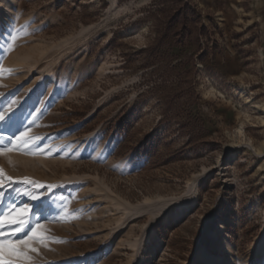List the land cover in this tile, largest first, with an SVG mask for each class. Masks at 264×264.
I'll return each instance as SVG.
<instances>
[{"label":"rangeland","instance_id":"374dc122","mask_svg":"<svg viewBox=\"0 0 264 264\" xmlns=\"http://www.w3.org/2000/svg\"><path fill=\"white\" fill-rule=\"evenodd\" d=\"M0 38V168L58 186L0 189L51 218L36 264H264V0H0Z\"/></svg>","mask_w":264,"mask_h":264},{"label":"snow or ice","instance_id":"6c2138e0","mask_svg":"<svg viewBox=\"0 0 264 264\" xmlns=\"http://www.w3.org/2000/svg\"><path fill=\"white\" fill-rule=\"evenodd\" d=\"M14 115L15 109L11 103L0 107V125L10 124ZM3 139L0 137V155L13 150L27 153V146L32 137L27 132H21L19 135L14 134L7 137V145L2 142ZM5 181L32 185L36 189L58 187L38 183L27 176L17 179L7 175L3 168H0V189L5 187ZM24 195L33 201L44 198L40 192H26ZM3 196L4 193L0 192V197ZM49 219L51 218L44 215L37 216V212L28 204L17 205L12 203L7 205L6 211L0 213V264H36L35 257L40 256L41 247L47 248L49 242H61L58 238L47 234L48 230L44 228L42 221ZM7 229H12V231L7 232Z\"/></svg>","mask_w":264,"mask_h":264},{"label":"trees","instance_id":"16d2710c","mask_svg":"<svg viewBox=\"0 0 264 264\" xmlns=\"http://www.w3.org/2000/svg\"><path fill=\"white\" fill-rule=\"evenodd\" d=\"M177 17V15L175 16ZM178 25V22L176 23ZM173 25V23H172ZM176 26V25H173V27ZM177 31H178V28H177ZM188 29H186L185 31V35H188ZM189 35H192L191 32H189ZM188 52V50H187ZM186 55L185 52L181 53V54H170V60H175V59H181V63L180 65H185V63L183 62V59L184 57L186 58ZM189 60V58H187V61ZM189 64V63H188ZM187 66V65H186ZM177 66L175 67H172V70H170L171 72L173 70H176ZM171 111L173 112V117L176 121V123L179 125V126H182V130H185L187 128H189V132L190 134L193 136L195 135V130H199L197 127H198V123H197V120L196 118H194L193 116V113L190 109V106H187V105H174V107L172 106L171 107ZM195 129L194 131H192L191 129Z\"/></svg>","mask_w":264,"mask_h":264},{"label":"bare ground","instance_id":"6f19581e","mask_svg":"<svg viewBox=\"0 0 264 264\" xmlns=\"http://www.w3.org/2000/svg\"><path fill=\"white\" fill-rule=\"evenodd\" d=\"M13 32H14V30L12 28L9 29V31L6 33L5 37H3V38H5V40L11 39L12 36H13ZM3 38L2 39L0 38V51H1L2 47H3V43L5 42L3 40ZM202 260L208 261V262L210 261V264H221L220 257H216L215 259L208 260V257H207L206 254L202 255Z\"/></svg>","mask_w":264,"mask_h":264}]
</instances>
